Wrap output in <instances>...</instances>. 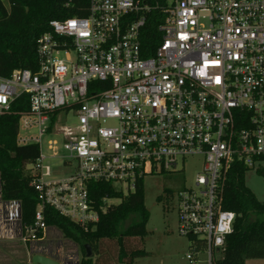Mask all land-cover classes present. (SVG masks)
<instances>
[{
  "label": "built area",
  "instance_id": "1",
  "mask_svg": "<svg viewBox=\"0 0 264 264\" xmlns=\"http://www.w3.org/2000/svg\"><path fill=\"white\" fill-rule=\"evenodd\" d=\"M150 10L139 0H90L87 16L50 22L36 71L0 77V115L26 96L16 143L40 149L27 170L39 199L34 225H23L20 202L0 192V242L24 244L28 255L51 228L47 205L87 227L100 219L92 182L127 194L201 155L202 170L176 194L178 232L191 264L201 253L216 264L236 219L223 209V180L237 161L264 166V0H170L162 40L146 56ZM50 159L76 165L55 178Z\"/></svg>",
  "mask_w": 264,
  "mask_h": 264
},
{
  "label": "trees",
  "instance_id": "2",
  "mask_svg": "<svg viewBox=\"0 0 264 264\" xmlns=\"http://www.w3.org/2000/svg\"><path fill=\"white\" fill-rule=\"evenodd\" d=\"M139 1L151 8L146 13L142 34L147 56L154 53L162 40L159 30L164 17L162 8L170 0ZM89 7L90 0H0V77H9L17 69L36 71L38 40L50 31V22L87 16ZM27 108L26 96H23L14 103V112L0 115V192L3 200L20 202L21 221L30 227L34 225L39 199L27 166L36 161L40 149L35 144L19 146L16 143L17 112ZM249 169L237 161L223 180V209L234 212L236 219L234 231L227 235L222 256L216 264H245L248 258L264 257V202L247 184ZM256 170L264 176V166L260 165ZM172 194L170 190L168 196ZM90 196L100 212V219L87 227L71 221L52 206L47 205L44 209L46 224L80 246L82 258L78 264H96L93 257H87L86 245L98 254L103 239L116 241L117 264L132 263L136 258L146 256L148 252L143 248L128 250L125 245L126 238L145 240L148 235L150 212L145 204L144 179H140L136 189L127 194L117 190L112 183L92 182ZM164 198L165 195H159L157 199ZM113 199L120 201L108 205V200Z\"/></svg>",
  "mask_w": 264,
  "mask_h": 264
},
{
  "label": "rangeland",
  "instance_id": "3",
  "mask_svg": "<svg viewBox=\"0 0 264 264\" xmlns=\"http://www.w3.org/2000/svg\"><path fill=\"white\" fill-rule=\"evenodd\" d=\"M3 1L7 2V0ZM76 120L74 113L67 114L66 124H74ZM48 163L55 178L68 176L76 165L75 162L64 164L60 159H50ZM202 165L203 156H189L178 172L152 174L144 178L145 204L150 212V219L147 224L148 235L145 240L128 238L126 239V246L127 249L129 248L128 250L143 248L148 254L126 264H190V261L186 259L189 241L178 232L176 194L182 187L192 185L195 175L202 170ZM27 170L32 172V166H27ZM247 184L264 202V176L260 175L255 167H251L247 173ZM170 190L173 193L172 196H168ZM159 195H165V198L159 201L157 199ZM119 201V199L108 200V205L118 204ZM44 243L53 252L59 251L61 253V259L58 257L62 261L60 264L67 262L76 264L82 258L80 246L66 239L55 228L48 231ZM27 248L28 246L21 243L3 245L0 248V264H26ZM117 256L118 246L115 247L108 243L100 249V254H93V259L96 264H117ZM221 256L222 252L216 253V257ZM196 264H206V253L200 254ZM245 264H264V257L248 258L245 260Z\"/></svg>",
  "mask_w": 264,
  "mask_h": 264
},
{
  "label": "crops",
  "instance_id": "4",
  "mask_svg": "<svg viewBox=\"0 0 264 264\" xmlns=\"http://www.w3.org/2000/svg\"><path fill=\"white\" fill-rule=\"evenodd\" d=\"M52 228V227H51ZM50 228V229H51ZM58 230V229H57ZM59 231V230H58ZM126 239H128V238H126ZM126 239H125V245H126ZM44 241L45 240H42V241H38V242H32L30 245H29V248H33V250L34 251H36V250H38L39 252H42L43 254H45V255H47V256H51V257H53V258H57L58 259V257L60 258V254L61 253H59V251H55V252H53L50 248H49V246L46 244V243H44ZM11 243H15V242H10V241H1L0 242V248L4 245H9V244H11ZM108 243H111V244H113V246H115L116 247V245H117V243H116V241H114V240H107V239H103V240H101V242H100V245H99V254H100V249L103 247V245L104 244H108ZM127 247V246H126ZM189 247H190V244H189ZM129 249V248H128ZM131 249V248H130ZM29 256L27 257V263L26 264H29ZM61 259V258H60ZM60 262H62L61 260H60ZM66 264H70V262H67ZM191 264V263H190Z\"/></svg>",
  "mask_w": 264,
  "mask_h": 264
},
{
  "label": "water",
  "instance_id": "5",
  "mask_svg": "<svg viewBox=\"0 0 264 264\" xmlns=\"http://www.w3.org/2000/svg\"><path fill=\"white\" fill-rule=\"evenodd\" d=\"M87 257H93V251L89 245H86ZM30 264H60V262L50 256L41 254L39 252L29 250L28 252Z\"/></svg>",
  "mask_w": 264,
  "mask_h": 264
},
{
  "label": "flooded vegetation",
  "instance_id": "6",
  "mask_svg": "<svg viewBox=\"0 0 264 264\" xmlns=\"http://www.w3.org/2000/svg\"><path fill=\"white\" fill-rule=\"evenodd\" d=\"M25 256H26V254H25ZM26 258V257H25Z\"/></svg>",
  "mask_w": 264,
  "mask_h": 264
}]
</instances>
